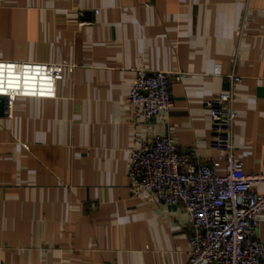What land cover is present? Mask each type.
I'll return each mask as SVG.
<instances>
[{
	"label": "crops",
	"instance_id": "1",
	"mask_svg": "<svg viewBox=\"0 0 264 264\" xmlns=\"http://www.w3.org/2000/svg\"><path fill=\"white\" fill-rule=\"evenodd\" d=\"M0 61L75 66L55 99L0 117V264H186L185 212L135 198L127 154L158 135L208 161L204 102L228 75L234 157L264 171V0H0ZM139 68L172 74L173 107L151 121L127 103Z\"/></svg>",
	"mask_w": 264,
	"mask_h": 264
},
{
	"label": "built area",
	"instance_id": "2",
	"mask_svg": "<svg viewBox=\"0 0 264 264\" xmlns=\"http://www.w3.org/2000/svg\"><path fill=\"white\" fill-rule=\"evenodd\" d=\"M74 67L0 61V97L6 107L18 98L55 99L64 70L71 73ZM171 76L164 71L134 70L127 94L133 119L151 121L171 110ZM225 80L229 90L204 102L211 129L208 161L201 162L194 148L180 151L171 138L158 135L149 143L141 140L127 154L132 195L148 196L158 206H177L185 212L186 264H264V244L257 237L264 221V171L246 175L234 157L232 128L237 116L232 89L241 78L228 75ZM256 185H262L260 192L254 191Z\"/></svg>",
	"mask_w": 264,
	"mask_h": 264
},
{
	"label": "water",
	"instance_id": "3",
	"mask_svg": "<svg viewBox=\"0 0 264 264\" xmlns=\"http://www.w3.org/2000/svg\"><path fill=\"white\" fill-rule=\"evenodd\" d=\"M6 111V100L4 97H0V117L5 114Z\"/></svg>",
	"mask_w": 264,
	"mask_h": 264
}]
</instances>
